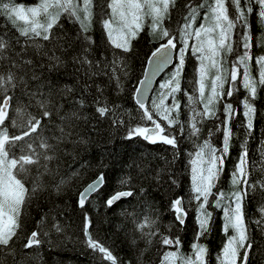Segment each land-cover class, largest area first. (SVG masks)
Masks as SVG:
<instances>
[{
  "label": "trees",
  "instance_id": "1",
  "mask_svg": "<svg viewBox=\"0 0 264 264\" xmlns=\"http://www.w3.org/2000/svg\"><path fill=\"white\" fill-rule=\"evenodd\" d=\"M17 2L32 6L39 0H17ZM200 2L201 0H175L170 15L164 21V27L175 33L179 39V28L188 14L187 6L198 5ZM102 9H106V0H94L92 22L87 33L80 30V24L74 18L69 20L67 16H62L60 23L53 30L55 35L52 41L46 42L40 38H36L35 42L28 41L23 59H32L34 65V67H26L25 79L29 81L28 89L20 87L17 82L16 87L5 84V91L0 93V96L13 97L6 125L13 132H18L19 128H12L13 119L19 125L26 123L30 114L39 118L43 111L37 103L41 95L29 96L27 91H36L37 85L42 81H51L57 86L50 96L44 97L50 101L48 110L52 115L42 121L39 130V135L47 138L54 146L53 160L47 170L43 166L30 167L29 174L25 178L26 187L30 191L33 189L36 191L22 208L21 227L17 236L8 247L0 246V264H101L100 254L86 246L85 213L92 222L90 234L112 251L118 258L119 264H160L165 251H175V248H167L159 244L163 235L179 236L182 242L181 253L185 256L191 254V244L197 231L196 205L193 203L186 224L181 226L174 220L169 202L178 195H183L185 198L189 196L187 153L193 150L192 141L180 138L178 149H173L161 143L150 144L139 137L125 138L127 127L140 122V111L134 101V92L143 75L147 58L164 41L158 36L150 35L146 27L139 37L132 41L129 52L113 49L107 42L102 28ZM230 10L234 12V9ZM202 18L203 10L197 17L196 26H199ZM249 19L253 34L252 51L255 55L264 54V25L259 22L255 14ZM239 31L238 27L237 32ZM0 36L6 37L9 43L4 56L0 58V75L7 77L9 71L18 76L24 75L12 66L11 60H15L16 63L21 62V56L15 53L21 52V46L25 44L27 38L20 36L19 30L3 15H0ZM85 36L91 37L94 41L90 53V59L94 62L97 60L111 62L114 56L122 60V70L118 71L117 78L109 79L108 76L100 75L88 79L83 73L79 77L74 75L72 56L81 51L82 44H88L84 39ZM235 38L238 39V36ZM16 40H19L20 44H16ZM37 44L41 45L42 50L47 51L49 55L60 57L61 63L49 61L41 54V49L35 47ZM9 53H12L11 60ZM101 53L104 55H100ZM235 58V55L229 56V63L225 66L230 67V62ZM185 59L182 88H187L191 92L189 81L196 76L197 61L190 53ZM172 70L173 67L159 79L156 89L159 82ZM33 71L40 80L31 79ZM252 75L257 76L254 64ZM85 84L90 85L87 91L84 88ZM97 86L103 94L97 90ZM237 87L239 91L234 94L230 102L241 114L232 122L235 136L230 145L231 155L227 160L226 171L221 176L219 188L225 192H231L233 189L230 173L239 157L240 146L247 139L248 179L250 183L256 185L255 190H249V195L244 201L249 239L253 245L248 264H264V223L261 226L256 223L257 220L264 221L258 210L264 207V187L261 186L264 185V88L258 90L254 101L257 109L254 131L251 137L247 138L244 129L239 127L244 120L240 101L246 92L239 83ZM41 91L48 93L47 86L42 85ZM97 99L112 108L119 106L118 117L110 114L108 118H101L95 111ZM177 99L181 104L180 120L186 123L189 117L188 109L185 107L187 97L181 91L177 94ZM81 101H83L82 107ZM219 107L218 114L223 119V106ZM74 110L79 114V119L61 120L62 116L70 117ZM113 118L124 120L125 125L113 126L111 123ZM217 123L218 121L214 119L203 120L199 125L200 135L196 142L202 143L208 139L209 130H212L211 140L219 147L222 134L215 131ZM61 128L64 129L63 138L57 139L62 135ZM176 134L179 136V126L176 128ZM101 172L106 177L103 191L98 196H93L81 209L77 204L80 191ZM129 177L131 178L129 185L122 186L119 183ZM170 177H174L176 184H172ZM129 187L135 192L133 197L117 201L110 208L105 205L104 201L109 195L116 191L128 190ZM142 189L144 192H141ZM144 215L151 216L155 221L150 229L145 228L144 231L158 232L157 235L143 236L137 230L136 225ZM213 215L211 231L199 241L208 247V264H216V256L226 240L221 233V213L213 209ZM41 222L43 227L38 229V224ZM57 223L60 231L56 230ZM35 230L40 231V239L43 243L39 247L24 248L27 237ZM231 234L230 231L229 235ZM242 255L243 250L241 257Z\"/></svg>",
  "mask_w": 264,
  "mask_h": 264
},
{
  "label": "snow or ice",
  "instance_id": "2",
  "mask_svg": "<svg viewBox=\"0 0 264 264\" xmlns=\"http://www.w3.org/2000/svg\"><path fill=\"white\" fill-rule=\"evenodd\" d=\"M175 0H106V9H102L101 19L107 42L113 49H119L127 53L132 48V41L147 27L149 34L158 36L164 42L156 47L148 57V66L144 70L143 78L135 88L134 100L140 111L139 123L127 127L126 139L139 137L150 144L161 143L178 149L180 138H187L193 143V150L187 153V167L190 180V193L187 198L183 195L175 196L169 202V208L174 220L184 226L189 214V209L195 203V220L197 231L194 242L191 244V254L183 255L180 251L181 239L179 236L163 235L159 244L167 248H175V251H165L160 264H208L209 250L206 244L199 241L211 231L214 220L213 209L220 212L221 233L226 237L219 254L216 256V264H248L249 254L252 250V242L249 239L248 227L245 216V198L249 190H255L256 185L249 182V152L247 139L241 144L240 154L230 173L233 189L225 192L219 188L221 176L226 171L229 159L230 145L235 136L232 122L241 114L233 103L234 94L239 91V85L245 90L246 95L240 101L244 117L239 125L250 138L254 131V120L257 109L254 101L258 90L264 88V54L255 55L253 49V34L250 17L255 14L259 22L264 25V0H201L198 5L189 4L188 14L184 17V23L179 28V39L175 33L164 27L165 19L170 15ZM94 0H39L32 6H25L17 0H0V15L6 16L19 30L20 36L27 38L21 46V52L15 53L21 56V62L16 63L9 59L12 66L24 75L18 76L9 71L7 77L0 75V93L5 91L4 85L19 86L28 89L29 81L25 79L26 67L33 66L32 59H23L26 54L28 41L35 42L36 38L50 42L54 38V28L58 26L62 16L69 20L75 19L80 24V30L87 33L92 22ZM230 9H234V12ZM203 10V18L196 26V20ZM238 27L240 31L237 32ZM238 36V39L235 38ZM88 44L81 45V51L72 56L74 75L81 73L88 79L105 75L109 79L117 78L118 71L122 70V60L114 56L111 62L93 61L90 59L91 37L85 36ZM20 44L19 40L15 41ZM8 39L0 36V58L8 49ZM41 49V54L49 61L61 63V58L42 50L41 45H35ZM242 50V51H241ZM14 51V50H13ZM191 54L197 61L196 76L189 81L191 92L182 88V77L185 73L186 55ZM100 55H104L101 53ZM236 58L229 63L228 57ZM253 64L257 69V76L252 75ZM173 66L171 73L165 75V79L159 82L158 89L154 88V82L161 73ZM43 67V66H42ZM108 69L111 71L109 72ZM51 70V69H50ZM32 80H40L35 71L32 72ZM42 85H46L48 93L41 91ZM227 85V90L225 86ZM51 81L41 82L36 91L28 90L27 95H41L37 101L43 109L39 118L29 115L26 123L17 124L12 120V128H19L18 132L10 130L6 121L9 119V108L13 99L10 95L0 96V246L8 247L20 229V217L22 208L35 194V189L26 187L25 178L28 176L31 166H43L47 170L53 160L54 146L49 140L39 135L42 121L50 118L52 113L48 110L49 100L45 95H51L56 88ZM87 91L90 85H84ZM97 90H102L97 86ZM71 91V89H67ZM183 91L187 97L188 121L180 120L181 104L177 94ZM153 93H156L153 95ZM225 97L227 99H225ZM169 101H171L169 103ZM95 111L101 118L119 115V106L109 107L107 103L97 99ZM81 107L83 101L80 102ZM220 105L223 106V119L218 114ZM79 119V114L74 110L70 117L65 119ZM214 119L218 121L215 131L221 133L220 146L217 147L211 140L212 130H209V138L202 143L196 139L200 135L199 125L203 120ZM111 123L115 127L124 126L125 121L113 118ZM179 126V136L176 128ZM64 129L61 128L63 138ZM43 162V163H42ZM172 184H176L174 177H170ZM131 178L122 179L119 183L129 185ZM106 183L103 172L95 180L89 183L79 193L77 204L83 209L93 196H98ZM243 185V187H237ZM264 187V185H261ZM141 192H144L142 189ZM135 192L128 190L116 191L104 201L107 207H112L117 201L133 197ZM264 217V207L258 209ZM43 219V218H42ZM155 221L149 215L136 225L137 230L143 236L152 237L158 232H145V228H151ZM258 226L264 221L257 220ZM91 220L85 213L84 236L86 246L100 254L101 264H119V260L112 251L102 242L93 238L90 234ZM42 222L38 229L42 228ZM60 231L59 224L55 225ZM231 231V235L229 232ZM40 231H32L27 237L24 248L39 247L43 241L40 239ZM47 235V233H44ZM151 242V241H149ZM241 250L243 255L241 257Z\"/></svg>",
  "mask_w": 264,
  "mask_h": 264
},
{
  "label": "water",
  "instance_id": "3",
  "mask_svg": "<svg viewBox=\"0 0 264 264\" xmlns=\"http://www.w3.org/2000/svg\"><path fill=\"white\" fill-rule=\"evenodd\" d=\"M150 55H151V53L149 54V56H150ZM149 56H148V57H149ZM147 62H148V58H147V61H146L145 68L148 66ZM171 67H172V66H169V67L165 70V72H166L169 68H171ZM145 68H144V70H145ZM163 74H164V73H161L160 76H158V77L156 78V81L154 82V85H153L154 88H155L156 83L158 82V80L161 78V76H162ZM143 75H144V72H143ZM143 75H142L141 79L143 78ZM141 79H140V80H141ZM140 80H139V81H140ZM138 83H139V82H138ZM137 86H138V84H137ZM134 96H135V92H134ZM134 101H135V100H134ZM94 180H95V179H94ZM91 182H92V181H91ZM91 182H90V183H91ZM88 184H89V183H88ZM88 184H87V185H88ZM87 185H85L84 187H86ZM84 187H83V189H84ZM83 189H82V190H83ZM82 190H81V191H82ZM81 191H80V192H81Z\"/></svg>",
  "mask_w": 264,
  "mask_h": 264
},
{
  "label": "rangeland",
  "instance_id": "4",
  "mask_svg": "<svg viewBox=\"0 0 264 264\" xmlns=\"http://www.w3.org/2000/svg\"><path fill=\"white\" fill-rule=\"evenodd\" d=\"M254 71H255V68H254ZM256 71H257V69H256ZM232 190H233V189H232ZM232 190H231V191H232Z\"/></svg>",
  "mask_w": 264,
  "mask_h": 264
},
{
  "label": "flooded vegetation",
  "instance_id": "5",
  "mask_svg": "<svg viewBox=\"0 0 264 264\" xmlns=\"http://www.w3.org/2000/svg\"><path fill=\"white\" fill-rule=\"evenodd\" d=\"M240 106L242 107L241 103H240Z\"/></svg>",
  "mask_w": 264,
  "mask_h": 264
},
{
  "label": "bare ground",
  "instance_id": "6",
  "mask_svg": "<svg viewBox=\"0 0 264 264\" xmlns=\"http://www.w3.org/2000/svg\"><path fill=\"white\" fill-rule=\"evenodd\" d=\"M178 39V38H177ZM144 72V71H143Z\"/></svg>",
  "mask_w": 264,
  "mask_h": 264
}]
</instances>
